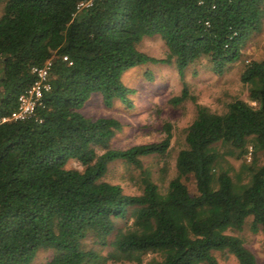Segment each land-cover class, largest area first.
<instances>
[{"label":"trees","instance_id":"16d2710c","mask_svg":"<svg viewBox=\"0 0 264 264\" xmlns=\"http://www.w3.org/2000/svg\"><path fill=\"white\" fill-rule=\"evenodd\" d=\"M78 1L0 0V118L32 83L31 66L50 59L42 105L0 121V264H31L40 249L50 250L45 264H218L215 250L254 264L235 231L250 216L264 248V55L242 64L245 98L232 96L220 110L197 102L184 75L199 60L217 74L236 61L262 26L264 0ZM151 34L163 40V56L136 47ZM144 62L171 65L181 86L167 102L194 108L167 179L169 122L159 140L113 147L119 120L80 111L92 92L105 106L130 105L120 75ZM148 155L160 158L159 183L143 166ZM230 159L239 160L238 181ZM116 160L137 192L104 178ZM86 239L109 248L102 254Z\"/></svg>","mask_w":264,"mask_h":264},{"label":"rangeland","instance_id":"374dc122","mask_svg":"<svg viewBox=\"0 0 264 264\" xmlns=\"http://www.w3.org/2000/svg\"><path fill=\"white\" fill-rule=\"evenodd\" d=\"M136 47L149 55L163 56L165 45L158 34L143 36ZM239 58L231 63L221 74L213 72L204 60L194 62L185 70L184 80L189 92L195 95L196 101L207 105L213 110H220L225 101L232 96L245 98V88L238 78L242 64L248 59H258L264 55V19L258 32L243 43ZM147 72V73H145ZM121 80L132 88L128 97L130 105H124L118 99H114L110 106L102 103L99 92L90 93L83 101L80 111L90 117L112 116L119 120L121 126L115 131L110 144L113 147H126L135 143H143L159 140L164 135L163 123H170L171 144L167 156V171L165 179L173 174L174 155L182 144V128L191 120L194 114L193 103L190 100L176 106L167 102L169 96L176 94L180 89V80L175 69L171 65L158 62H144L129 66L122 70ZM245 161L250 160V147L242 156ZM234 169L230 171L233 179L238 181L235 171L238 161L230 159ZM264 155L257 153V162H262ZM143 166L151 171L152 178L159 183V166L161 164L158 155L142 157ZM67 166L79 167L75 160H69ZM131 171L126 169L120 161H113L104 178L116 182L123 190L129 193L137 192V186L132 178ZM136 173V172H135ZM189 190L194 189L192 177L186 181ZM250 216L245 219L246 224L239 231H235L243 244L253 253L254 264H264V248L262 247V234L260 231L252 232L248 226ZM86 246L95 248L104 254L109 248L101 246L86 239ZM218 264H238L236 258L226 251H213ZM50 255V250L40 249L31 264H45ZM109 264H135L131 262H115ZM143 264V263H141ZM203 264V263H200Z\"/></svg>","mask_w":264,"mask_h":264},{"label":"built area","instance_id":"2783aa9c","mask_svg":"<svg viewBox=\"0 0 264 264\" xmlns=\"http://www.w3.org/2000/svg\"><path fill=\"white\" fill-rule=\"evenodd\" d=\"M93 0H80L76 3V7L88 6ZM66 58L65 55L62 56ZM50 59H46L41 65L31 66V72L34 74L32 83L17 96V105L7 115L0 118L4 120L23 119L33 115L35 107L42 105L41 95L43 91L49 88L48 69Z\"/></svg>","mask_w":264,"mask_h":264}]
</instances>
